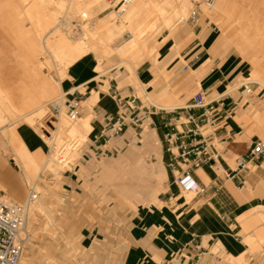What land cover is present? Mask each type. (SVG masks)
Here are the masks:
<instances>
[{
    "label": "crops",
    "instance_id": "1",
    "mask_svg": "<svg viewBox=\"0 0 264 264\" xmlns=\"http://www.w3.org/2000/svg\"><path fill=\"white\" fill-rule=\"evenodd\" d=\"M203 15L198 21H190L179 27L173 35L164 32V35L157 37L161 32L158 31L149 40L148 47L153 52L140 60L136 73L140 80L138 83L149 95L150 104H154L151 108L144 105L132 84L116 78L110 80L107 93H99L94 105L95 112L104 121L109 116H116L120 108L115 95L119 91L123 97L136 98L138 117L143 124L147 119L151 127L150 129L146 125L143 147L158 152L160 167L157 169L155 166H147L142 158L135 156L133 148L130 149L123 156L124 161L118 164L130 168V178H124L116 184L126 197L142 195L148 186L141 180L156 178L159 184L150 194V199L159 198L163 179L170 178L168 167L171 154L166 134L171 131L170 125L175 123L173 109L183 106L178 105L179 102L190 103L199 92L204 94L207 101H216L214 105L223 111L219 128L211 137L223 157L221 168L205 165L192 171L204 190L194 195L190 202L181 199L182 195L171 178V196L166 200V205H157L144 215L138 207L132 214L127 243L121 257L118 243L113 240L105 244L109 247L106 250L98 247L102 243H92L94 253L88 259L89 264H190L200 253L198 264H239L237 258L242 256L243 259L246 254L244 251L248 245L251 246L247 238L255 237L257 231L264 228V225L259 227L260 222L257 221L245 222L246 224L239 221V217L264 207V156L252 161L247 169L232 177L235 158L246 155L254 143L262 140L258 133L252 132L251 126L243 125L238 118L251 105L258 108L261 114L255 117L264 132V93L249 94L248 97L244 95L246 88H249L248 84L253 85L254 88H250L253 92L258 88L256 85L261 84L244 82L238 85L240 78L246 73L239 58H242L241 53L222 33L217 35V28ZM218 18L219 16L216 17L217 20ZM254 70L264 72L258 60H254ZM111 71H115V68ZM69 75L75 82L73 84L79 83L78 88L94 82H90L94 75L89 62L83 58L70 66ZM98 86H105V83ZM237 87L235 93L231 94ZM215 94L218 96L212 98ZM229 111L233 114L226 116ZM194 112L201 115L203 109H196ZM17 131L29 150L35 152L42 147V141L23 134L20 128ZM155 132L162 141V154ZM98 133L96 142L100 138V132ZM3 135L0 136V185L5 190H1L7 195L21 196L24 193L23 174L18 173L14 167L13 164L20 165L15 160L6 134ZM154 139H157L155 143ZM102 146L104 145L100 144L96 147L99 149ZM116 172L115 167L106 170L108 177H114ZM46 188H49V192H43L42 198L48 206L44 197L51 199L56 196L52 187ZM176 195L180 198L172 205L171 200ZM252 229L255 230L254 233L250 232ZM65 236L68 243H71V236ZM41 251L46 252L43 255L46 262L52 261L47 248ZM220 251L226 253L227 259L218 254Z\"/></svg>",
    "mask_w": 264,
    "mask_h": 264
},
{
    "label": "rangeland",
    "instance_id": "2",
    "mask_svg": "<svg viewBox=\"0 0 264 264\" xmlns=\"http://www.w3.org/2000/svg\"><path fill=\"white\" fill-rule=\"evenodd\" d=\"M88 1V4L91 3V8L89 9V16L92 20L91 26L99 27L101 31L99 33L100 37H106L108 33H110V29L108 30L106 28V22H108L107 24L115 34L113 40L109 43V48L113 50L112 52H115L116 48L126 40H129L137 29H140V32L144 31L147 33V39L145 41L147 45L151 37L158 31L161 32L157 34V37L165 33H171V35H173L176 29L183 26L181 25L182 22H180L181 19L187 20L194 4L203 0H163L162 6L166 10L165 14L172 17L171 23L167 27H164V25L160 23L157 30L156 28L152 29V27L155 26L156 19L159 15L156 6L150 3V0L144 1V3L148 1V10L145 13L142 12L134 16L131 20L130 18H125V15L130 9L137 5L139 0H134V2L128 6L129 9L127 8V12L124 15L116 14L117 10L123 4V0H91L93 2L87 0V2ZM83 2L86 4V0ZM0 3H2V1ZM3 5L4 4H0V66L2 67L1 70H9L8 72L12 73V76L11 79L3 82L2 86L4 89H11L10 92L13 91V93L11 92V97L18 106L20 105L22 107L23 97H26V95L23 96V93L26 94L28 91L27 88L30 85H32L30 86L31 88L36 85L35 83H37L40 78L31 79L33 74L32 72L31 74L28 73L32 70L29 68L30 63L28 62L29 57L26 53L27 50L20 43L18 38H16V33L18 31L15 29V23L13 18L8 15L9 9H5ZM184 7L189 9L187 12L188 14H185L183 11ZM203 16H207L213 27L217 28V35L222 33L224 37L233 44L234 48L241 53L242 58L240 56L239 58L246 73L244 77L240 78L238 82L239 86L248 81L246 76L250 74L251 70H254V60L261 62L264 68V0H215L214 8L206 11ZM217 16H219L218 20L216 19ZM61 20H63L62 22H66V20L64 21L62 18ZM70 23L76 26V29H74L75 32L77 30L76 33L82 32L75 19H72ZM127 23L131 26L130 28H128ZM36 24V20L32 24L29 19H25L23 21V28L26 31L31 29L28 35L32 34L31 36H36V34H40L44 36V31L38 28L35 29L34 26ZM188 26H190V24H188ZM66 28L67 27L62 28L64 32H67ZM235 49L232 51H235ZM42 55L44 56L42 57ZM42 55L34 58L33 61V63L36 64L38 73H41L42 76L44 74L43 77L46 76L45 78L47 80L50 78L53 83L54 80H58L59 82V72L65 68H58L52 57L46 52L43 51ZM106 55L107 54L103 56L99 53H90L83 58V60H88L94 77L100 75L94 82L81 85L78 88L77 86L79 83L73 84L75 82L69 75V67L63 70L68 76H63L64 78L61 82L63 89L61 91L62 93L59 91L60 93L57 92L58 95H56L57 93L54 94L55 92H53L50 94L51 96L48 95L46 96L47 98H43L44 100L41 99L37 105L32 107V111L34 112L35 110V112H32L33 114L31 113L26 118H18L14 115L15 119L14 116L6 113L7 115H11V117L9 116L8 118V120H10L7 121L9 123L6 122L10 128L14 127L16 124L15 127L17 129L21 128V126H28L32 129L34 128V131L37 129L35 132H38V134L40 132V135L44 133L45 135H43L47 136L51 132L50 126L53 123L49 103L55 99L54 97L59 98L61 95L60 97L64 99L65 97L63 94L75 88V91L72 92L73 96L71 97H76L81 105L80 117L77 123L73 125L76 134L80 136L81 140L78 142V145L76 144L77 150L73 151L71 154V162L64 167V171H62L59 176L57 175V171H55L56 173H51L48 169L41 170L43 164V162H41L40 166L33 174L32 180H28L26 175H24V170L17 164H13L17 172L23 174L24 178L22 190L24 193L21 196L9 195L14 201L25 202L33 184L37 185L39 188L52 187L53 193L56 196L51 199L44 197V199L48 201L49 216L41 214V212L39 214V212H36V210L32 208L30 213V218L32 220H30L29 223L30 240L25 245L20 264H89L88 259L94 253V246L91 244L102 243V246L100 245L98 247H102L106 250L109 249V247L105 244L110 243L111 240L118 243V253L121 257L127 243L130 218L134 211L139 207L140 213L144 215L148 211L154 210V207L157 205L160 207L166 205V200L171 196L170 182L173 176L169 167L170 178L163 179L159 198L150 199V194L159 184L156 178L152 180L142 179L141 182L147 185L148 188L145 189L142 195H134L131 198L126 197L116 187L118 181L124 178H130V168L118 165L124 161L123 156L130 152V149L133 148L135 156L142 158L144 164L147 166H155L159 169L160 163L157 151L145 149L143 147L142 140L144 138L143 133L146 125L151 129L147 119L143 126L140 127L134 125L130 117V123H128L127 128L128 131L113 134V132L109 131V128L112 126L113 122L117 120L121 110L119 109L116 116H109L105 118L104 121V118H101L95 112L96 104L94 105L90 101H86L91 95L107 93L110 80L116 78L118 81L125 80L126 83L132 84L137 90V95L141 97L147 108L153 106L148 100L149 95L142 89L135 74L129 70L126 63L124 64L121 62V60H127L128 58L133 59L131 58L132 56L129 57V55H124L123 59L118 60L114 56L111 57L110 55ZM147 55L145 51L141 53L138 58L134 59L135 65L137 66L140 60ZM99 62L102 63V68L104 70L100 73L97 69V71L95 70ZM114 68L115 71H111ZM102 73L104 74L103 76ZM27 77L29 79H27ZM104 83L106 86H98ZM27 84L28 86H26ZM256 86L258 87L256 91H245L244 95L248 97L249 94L264 93L263 86ZM238 87L230 93L234 94ZM247 87L254 88L252 84H248ZM217 96L218 95L215 94L212 98ZM49 97L51 98L48 99ZM45 103H48L44 108V111L45 109L46 111L42 118H40L38 114L41 113V110L37 112V109L45 105ZM184 104L185 101L179 102L178 105ZM134 105L138 107V103ZM25 109L27 111L30 108ZM36 114L39 117V121L32 120L34 118L31 119V116L34 117ZM258 114H261L258 108L251 105L244 115L238 118V121L245 126H251L252 132L258 133L264 141V132H262L260 124L255 117V115ZM262 114L264 115V112ZM29 117L32 121L29 120ZM27 120H29V123H27ZM33 121L34 123H32ZM87 121L89 122L88 124H86ZM5 130L6 129L0 130V136L5 134ZM72 130L73 129H71V132ZM98 132H100V138L96 142L99 134ZM155 134L156 138H159L160 153L162 154V141L156 132ZM42 140L44 142L45 138ZM156 140L154 139L153 143H155ZM100 144L104 146L97 149L96 146ZM47 152L48 147L46 145V148H44L45 156ZM47 156H49V152ZM112 167L116 168V175L114 177H108L106 170ZM136 178H138L137 175ZM176 187L178 188L177 185ZM1 188L3 187L0 185V189ZM116 191L121 194L118 195ZM178 191L180 195H183L184 191H181L179 188ZM37 193H39V198L43 197L42 189H38ZM179 198L178 195L174 196V200H171V204L173 205ZM168 219L170 221L172 220L170 217H168ZM257 222H260L258 225L259 227L264 225V219L258 220ZM250 232L254 233L255 230L252 229ZM65 235L71 236V243H68ZM247 242L250 243L251 246L248 245L247 250L244 251L246 254L239 264H264V239L256 237L253 242ZM46 248L52 256V261L50 262H46L43 259L44 252L42 253L41 250ZM218 248L221 249V247ZM218 254L223 259H227V255L224 251H220ZM232 264L236 263L232 262Z\"/></svg>",
    "mask_w": 264,
    "mask_h": 264
},
{
    "label": "bare ground",
    "instance_id": "3",
    "mask_svg": "<svg viewBox=\"0 0 264 264\" xmlns=\"http://www.w3.org/2000/svg\"><path fill=\"white\" fill-rule=\"evenodd\" d=\"M1 1L2 3L0 4H4L3 6H5V9L7 8L9 9L8 15L13 18V21L16 26L15 29L18 31L16 33V38H18L20 43L27 50L26 53H27V56L29 57L28 62L30 63L29 68H31L32 71L30 72L26 71V72L30 74L32 72L33 75L31 79L33 78L34 79L40 78V79L38 80L37 83H35L36 85H34L32 88L30 87L32 85H30L27 88L28 91L26 94L23 93V96L26 95V97L21 96L23 97V102H22L23 105L21 104L22 107L20 105L19 107L17 103L14 102L13 98L11 97V92L13 93V91L10 92L11 89L7 90V89H4V87L2 86L3 82L11 79L12 73L8 72L9 70L8 71L3 70V69L1 70L2 67L0 66V130L6 129L5 130L6 138H8L7 140L12 148L13 154L15 156V160L23 168L25 172L24 175H26L28 180H32L33 174L36 172L41 162H43L41 170L48 169L51 173L57 171V175H59L60 173H62V171H64V167H62L56 161V158H53L52 156H47L49 151L47 152L46 156L44 154V148H46L47 142L46 140H44L43 142L42 139L45 138L44 136L45 134L43 133L44 135L43 134L40 135V132L39 134L38 132H35L37 129L34 131L33 130L34 128L32 129L31 127H28V126H21L20 129H21V132H23V134L25 133V134L31 135L35 137L36 139H38L39 141H42L41 142L42 147L40 149H37L35 152H33L27 148L25 143L19 137L17 133L18 132L17 128L15 127L17 124L11 128L9 125H7V123H9L7 121L10 120V119L8 120L9 116L11 117V115L12 116L15 115L18 118H26L33 112L32 107L37 105L41 101V99L45 98L48 95L51 96L50 94L53 92H55L54 94H56L59 91L61 92L63 90L61 86L62 79L64 78L63 76H68L67 73L63 70L68 69L70 66L74 65L76 62L86 57L90 53H99L103 56L104 54H107L106 56L108 55H110L111 57L114 56L118 60L123 59L124 55H127V56L129 55V57L132 56L131 58L133 59L128 58L127 60H121V62L124 64L125 63L127 64L129 70H131L135 74V77L140 82L139 78L137 77V73H136L137 66L135 65L134 59L138 58V56H140L141 53H143L144 51L148 55H151L153 51L152 49L148 47L147 43L145 42L147 39V33L144 31L140 32V29H137L134 32V35L129 40H126L124 43L119 45L116 48L115 52H112L113 50L109 48L110 46L109 43L113 40L115 34L113 33L110 26L107 24L108 22H106V28L108 30L110 29L109 30L110 33H108L106 37H100L99 33L101 31L99 30V27L91 26L92 20L90 19V16H89V9L91 8V5H90L91 3L88 4L89 1L87 2V0H86V4L83 2L85 0L83 1L82 0H0V2ZM144 1L145 0H139L137 2V5H135L132 9L128 11V13L125 15V18L127 19L130 18L131 20L134 16H137L142 12L145 13L148 10V1L145 3ZM133 2L134 0H132L130 5ZM150 3H153V5L156 6V10L159 15L158 18L156 19L155 26H153L152 29L156 28L157 30L159 28L160 23H162L164 27H167L171 23L172 17L165 14L166 10L162 6L163 0H150ZM188 10L189 9L186 7L183 8V11L185 12V14H188L187 13ZM61 18L64 19V21L66 20V22H62L63 20H61ZM25 19L26 20L29 19L30 23L32 24L36 20L37 24L34 27L35 29L38 28L41 31H44V36L40 34H36V36H31L32 34L28 35L31 29L26 31L23 28V21ZM72 19H75V21L78 22V25L80 26L82 32L76 33L77 30L76 32L74 31V29H76V26H73L70 23ZM180 22H182L181 25L188 23L186 22L185 19H181ZM63 27H67L66 28L67 32L63 31L62 29ZM130 27L131 26H129L128 24V28ZM43 51L52 57L55 65L58 68L60 69L62 67L65 68V69H62L61 72H59V82L58 80L57 81L54 80V83H53L50 78L47 77L49 79L47 80L45 78L46 76L43 77L44 74L42 76L41 73H38L36 64L33 63V61H34V58L38 57L39 55H42ZM43 56L44 55H42V57ZM96 69L99 71V73L104 71L102 68L101 62L97 64V68H95V70ZM30 74H29V78H30ZM103 75L104 74L102 73V76ZM99 76L98 75L95 76L93 79H91L90 82L95 81ZM29 78L27 77V79ZM31 79H30V82H31ZM246 79L248 81L245 83L259 82V84H261L260 86L264 87V72L263 71L253 70L250 72V74L248 75ZM28 84L26 86H28ZM73 91H75V89L70 90L71 93ZM56 95H58V93ZM60 96L59 98L54 97L55 99H53L51 102L60 101L62 98ZM99 96L100 94H94L87 101H90L91 103L95 104ZM50 98L51 97H49L48 99ZM48 103H45V105H42L40 108L38 107L40 105L37 106L39 108L37 109V112L38 111L40 112L41 110V113L38 114L40 115V118H42L44 112L46 111V109L44 111V108L46 107ZM156 106L158 107L157 104ZM25 108L27 109L30 108V109L26 111ZM6 113L11 114V115H7ZM64 114L60 117V121L58 123L57 130H56V136L54 137V145H55L54 147L56 150L63 147L64 144H67L66 142H68L69 140L70 141L73 139H78L79 141L81 140L80 136L77 135L76 131L74 130V126H73L74 124L70 122V120ZM36 116L37 114L34 117L31 116V119L34 118L32 120L39 121V117L38 116L36 117ZM31 119L29 117V120ZM29 120H27L28 121L27 123H29ZM34 121L32 123H34ZM18 123H21V122H18ZM88 123L89 122L87 121L86 124ZM71 129H73L72 132H71ZM32 189H35L37 191L38 189H42L45 194L49 192V188H41V187L39 188L37 185H34V184L32 185L30 190ZM193 196H194V192L184 191L183 195L181 196V199L183 201L190 202ZM9 197L11 198V196ZM32 208L35 209L36 212H39V214L41 212V214H46L49 216L47 203L44 202L43 198H39V193H38L37 200H35L30 206V213H31ZM248 214L249 215H244V216L239 217V221L241 222V224L245 222L248 223L252 221L263 220L264 219V207H259V209H256V212L254 213L252 212ZM30 220L32 219L31 218L29 219V223H30ZM256 237L264 239V229H259L257 231V235L255 237H248L247 241L253 242V240ZM29 240L27 242H29ZM45 253L46 252H44L43 255H45ZM237 260L241 261L242 256L238 257Z\"/></svg>",
    "mask_w": 264,
    "mask_h": 264
},
{
    "label": "built area",
    "instance_id": "4",
    "mask_svg": "<svg viewBox=\"0 0 264 264\" xmlns=\"http://www.w3.org/2000/svg\"><path fill=\"white\" fill-rule=\"evenodd\" d=\"M132 0H123V4L117 10L119 15H124ZM215 0H203L194 4V7L186 22H196L199 17L212 10ZM117 91V90H116ZM250 92V88H246ZM73 96V93L66 92L64 99L49 103L52 112L51 132L45 136L49 156L56 158V161L65 167L71 162V154L76 149L78 139L69 140L60 149H55L54 137L60 117L64 114L70 122L76 123L80 117V101ZM115 98L119 104L121 113L117 120L113 122L109 131L119 134L126 131L129 118H132L134 125L142 127V120L138 117L139 108L134 105L136 98H126L117 91ZM131 103V104H130ZM216 101H207L204 94L199 92L192 101L183 106L173 109L175 113L174 121L171 124V131L166 134L168 150L171 154L169 164L173 180L181 191L194 192L197 195L203 192V188L194 178L192 171L205 165L221 168V156L211 137L219 128L222 110L214 104ZM196 109H203L201 115H196ZM136 111H138L136 113ZM229 111L227 115H232ZM264 156V141L254 143L246 155H239L235 158L232 177L248 168L249 163ZM231 176V174H229ZM38 193L32 189L25 202L12 200L4 191L0 189V264H20L25 245L30 238L29 219L30 206L37 200ZM202 253L191 260L190 264H198Z\"/></svg>",
    "mask_w": 264,
    "mask_h": 264
}]
</instances>
